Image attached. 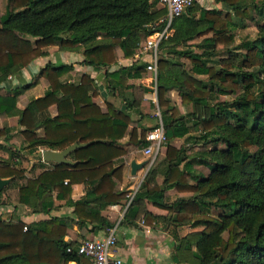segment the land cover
I'll return each mask as SVG.
<instances>
[{"label": "trees", "instance_id": "1", "mask_svg": "<svg viewBox=\"0 0 264 264\" xmlns=\"http://www.w3.org/2000/svg\"><path fill=\"white\" fill-rule=\"evenodd\" d=\"M215 1L226 3L231 12L206 9L195 1L172 19L171 34L158 45L180 58L162 53L157 61L156 96L165 151L152 162L124 220L132 225L137 220L149 225L183 223L194 229L177 235L174 262L264 264V22L257 26L254 39L237 46L243 49L239 62L212 64V57L234 42L232 14L253 20L255 11L262 18L264 0ZM166 14L167 9L154 0H9L0 13V75L20 74L57 45L59 50H79L83 64L103 69L107 91L122 94L134 88L129 79L151 73L144 62L110 67L119 58H131L142 35L165 25L161 19ZM72 69L70 64L47 62L38 77L48 82V88L22 109L17 107L18 86L0 91V115L17 117L16 125L0 128V136L8 142L18 128L23 137L17 151L3 146L7 156L0 154V178H11L0 190V204H10L16 213L26 207L43 216L36 221L23 213L16 214V220L0 216V264L88 263L74 246L67 251L68 228L72 222L79 228L90 224L96 234L112 227L101 211L127 199L128 190L120 188L123 158L148 144L146 128L129 129L128 108L137 107L136 98L132 103L125 99L126 110L105 102L103 111L94 101L97 90L87 88L93 82L89 75L64 79ZM256 83L260 85L253 90ZM171 88L177 89L181 104L193 106L192 111L180 114L171 105L166 97ZM240 89L231 100L220 99ZM52 106L56 113L45 115ZM125 136L128 139L121 142ZM183 137L212 147L188 153L184 144L174 143ZM73 143L82 145L68 154L69 162L45 167L40 161L41 170L26 176L25 158L39 157L40 149L61 151ZM196 163L209 169L206 177L193 171ZM159 175L161 184L156 181ZM74 184L84 186L76 200L71 197ZM8 189H15L13 201L1 199ZM147 202L165 213L149 211ZM59 205L72 207L75 218L50 215ZM210 207L222 213L213 216Z\"/></svg>", "mask_w": 264, "mask_h": 264}, {"label": "crops", "instance_id": "2", "mask_svg": "<svg viewBox=\"0 0 264 264\" xmlns=\"http://www.w3.org/2000/svg\"><path fill=\"white\" fill-rule=\"evenodd\" d=\"M196 1L199 3L201 0H196ZM204 8L211 9L213 7H208V8L204 7ZM214 8L221 9L223 12H225L226 10L228 11L225 4H222V5L220 4L218 7L216 6ZM195 41L196 40H193L191 42H195ZM47 51H48V54L45 57L44 56L38 57L34 59L33 61H31L26 67L21 69V72L19 75H21V77L25 81H27V83L29 79L32 76H34V74L36 73L35 72L36 69H39L38 65H41L43 59H47L48 62H51L54 64H57V62L60 60L61 63L70 64L73 67V69L68 74L69 76L68 75L65 76L64 79L75 81V80H78L82 74H87L93 79V83H89L87 85V88L89 89L90 92H92L94 89L97 90V96L95 97L94 101L101 107L103 111L106 110L105 102L112 103L117 109L126 110L127 105H126L125 99H127V101L132 103V101H134V98H136L137 107L132 106L128 108V111L130 112V115H131V122L129 125V129H131L132 127H136L140 129L143 127V128H146L148 131L150 130V128L155 123L156 118H157V116L156 117L154 116L153 108H151L150 104L153 101H154V104L158 103L157 96H156V90L153 89L150 75L144 74L141 77L129 79L128 84L133 85L134 88L126 89L123 91L122 94H118V93L113 94V93L108 92L104 86L103 69H96L93 66L83 64L84 58L80 52H77L74 50H71V51L70 50H59L57 45L50 46L47 49ZM133 62L141 63L143 61L141 59L136 60L135 54H134L131 58H128V59L119 58L117 61V64L111 66L109 70H115L119 66H128L132 64ZM118 64H121V65H118ZM41 78L42 77H38V82ZM21 81L22 79H20V82ZM4 82H5V87H7L5 88L6 90L11 87L19 86V84H14L12 81H10V79H5ZM45 82L48 85V82L46 80ZM35 85L36 83L32 84L31 87L29 86L27 89H24L19 94L18 101H17L18 108L20 109L24 108V106L29 102L30 100L29 95H31L29 94V90H32L35 87ZM47 88L48 87L45 86L44 91ZM143 88H147V89L143 90ZM131 90H133V92ZM175 92L178 94L177 89L171 88L166 93V97L169 98L171 103L173 101V96ZM41 95H38L37 97ZM34 98H36V96ZM49 112H50V115H54L56 113L55 106L50 107ZM4 116L5 115H0V120L6 119L8 122L7 126L16 125V122H15L17 120L16 116H13V117L5 116V118ZM159 119H161V114L159 116ZM17 131H18V128L14 130V133ZM127 139H128V136H125L120 141L125 142ZM176 141L174 142L175 144H176ZM12 142H16V140H14L13 138L10 141V143ZM139 151H141L140 148L131 150L127 154V156L123 158L125 162V168L123 172V181L120 184V188L127 189L128 191H130L128 193H132L134 191L136 193V191L139 188L137 186L138 182L139 181L142 182L144 175H145L144 172L148 171V168L145 164L142 168L137 169L134 174L131 172L130 162L132 160H135V162L137 163H140L143 161H145V163L147 162L148 158L146 156H141L139 154ZM164 151L165 149L164 150L160 149L159 151L160 157H163ZM30 158L32 159V161H36L34 160V157H30ZM40 161L44 162L43 160H40ZM31 163H34V162H31ZM51 163L44 162V166L45 167L49 166ZM194 167L195 166L193 165V171L197 173ZM36 168L38 169L40 167L36 166ZM40 170L41 168L39 169V171ZM39 171H37L36 173H38ZM156 181L158 184H161L163 181L162 175L157 176ZM83 194H84V186L82 184H74L72 186L71 197L74 200L80 198ZM126 202H127V199L123 200L120 203L111 204L101 211V213L107 218V220L111 222L112 224L111 228L116 226L117 242L113 249L114 258L120 259L121 264H172V263H167L168 259L166 258L170 256L171 250L176 243V240H177L176 232L174 230H171L168 232L163 231L162 223H154L152 225L151 224L149 225V224H146L143 220H137L136 224L132 225L128 221L124 220V215L126 212L124 211V208H125ZM147 209L155 214L163 215L165 213L163 209L157 208L149 202H147ZM72 210H73L72 207H69L66 205H59L50 212V215L75 218V216L72 214ZM122 211H124L123 215H121ZM29 212L30 211L28 208L20 207L16 214H20V213L26 214L24 216L29 221H36L43 217L42 214L40 213H29ZM89 228H90V224H88L87 227L79 228L78 225L75 224V222H72L70 227L68 228L65 239L68 240L71 245H74V244H78V242L86 238L104 237L107 234L108 230L110 229L108 228L107 231H99L98 233L94 234L89 230Z\"/></svg>", "mask_w": 264, "mask_h": 264}, {"label": "rangeland", "instance_id": "3", "mask_svg": "<svg viewBox=\"0 0 264 264\" xmlns=\"http://www.w3.org/2000/svg\"><path fill=\"white\" fill-rule=\"evenodd\" d=\"M246 1L247 2H250L252 0H246ZM254 1H257V0H254ZM198 4L200 6H202V7H207V8L208 7H213L214 8L216 6L218 7L220 4L221 5L222 4H225V6L228 9V11L227 10L226 11L227 12H231L230 11V7L226 3H217L215 0H201ZM8 6H9V0H0V13L1 14L4 13ZM232 15H233L232 16V20L234 22V26L231 27L230 32L233 34L234 42H233V44L229 45V49H226V50H224L222 52L216 53L212 57V60H214V62L212 64H218L221 61H225V60L226 61L239 62V60L241 59L242 53H243V49H241V48H239L237 46L241 42H245L247 40L254 39L256 37V34H257V29H258L257 26L259 24H262L264 22V17L260 18L259 15L255 11H252V15L254 17L253 20L246 19V18L240 19L237 16H235L234 14H232ZM145 37H146L145 35H142L141 36V39L139 41L138 46L136 47L135 52H137L139 50V46H140V44L143 43V40L145 39ZM197 42H198V40H196L195 42H192V43L194 44V43H197ZM193 49L197 50L196 47H193ZM77 52H79V50ZM162 53H163V56L175 57L176 59L179 58V56H175L173 54L165 53L164 51L162 52L159 49V56ZM181 60H183V59H181ZM47 62H48L47 59H43L41 65H38V68L40 69ZM184 62H187V60H185ZM57 63L59 64V63H61V61L59 60ZM118 65H121V64H118ZM187 65H189L188 62H187ZM39 69H36V71H35L36 73L34 74V76H32L29 79L28 83L19 74H11V75H6V76L0 75V83L3 82L0 85V91L2 90L1 92H7V90L5 89L7 87H5V82L4 81H5V79H10V81H12L14 84H19V86H18L19 87V90L17 92V101H18L19 94L24 89H27V88H23V85L24 84L25 85L26 84H29V85L31 84L32 85V84L36 83L35 87L32 90H29V94H31V95H29V99H32L35 96L37 97L38 95H41L44 92V87L45 86L48 87V85H47V83L45 82V80L43 78H41L39 80V82H38V71H39ZM201 78L205 79L206 77L205 76H202ZM20 79H22L21 82H20ZM20 83H21V85H20ZM259 85H260L259 83L254 84L253 85L254 87H252L253 90L254 89L256 90ZM240 92H241V89L238 90V91H236L235 94L234 93H230V94H226V95H220V99H222V100H231L232 98L235 97L236 94H238ZM157 104L158 103H155L154 104V101L150 104L151 108H153L154 116L155 117L157 116L156 121L152 125L151 129L153 127H155V125H157V123H159V116H160V111L161 110L159 109V107H158ZM171 105L177 107V109L179 110L180 114H184L186 112H190V111L193 110V106L191 104L183 105V104L180 103L179 95L176 92L174 93L173 101H172ZM47 114H50V112L49 111L46 112L45 115H47ZM7 117H13V116H7ZM4 118H5V116H4ZM7 123L8 122H7L6 119H1L0 120V126H1L0 128L6 127L7 126ZM193 131L194 130H191V134H197L196 132H193ZM13 133H14V131L12 133H10L11 138H10V140H8V142L5 141V139H4L5 136L4 135L0 136V144L2 146V148H0V154H2L3 156H7V152L5 151V148L3 146H8V148H7L8 150H12V151L15 150V151H17L23 145V137L21 136V134L18 131L15 132L14 134ZM13 138H14V140H16V142L10 143V141ZM165 144H166L165 141H163V143H162V146L163 147L161 146V148H160L161 150L162 149L163 150L165 149ZM176 144L177 145L184 144L186 146V148H188V151H187L188 153H191V152H194V151H198V150H206V149L212 147V144L211 143H209V144L208 143H206V144L205 143H199V142L198 143H195V142H193V140H189V139L186 140L184 137L183 138H180L179 140H177L176 141ZM218 147L219 148H223L224 145L223 144H218ZM143 148H145V146ZM143 148H140L141 151H139V154L141 156H146V155H144L142 153V149ZM19 153H21V152L19 151ZM40 156L41 155H40V152H39V157L37 156L36 159L34 158V160H36V161H32V159L30 158L31 156H28L27 158H25V160H24V166L26 167L25 168L26 176L35 175L36 172L39 171L40 168H42V166L39 165V164H42V163H40V160H42V157H40ZM156 156H157V154H156ZM147 158L148 159H147V162L145 164H146L147 168L149 169L151 165L148 166V162H150L152 156H151V158H149V157H147ZM14 161H16L15 158H14ZM31 162H34V163H31ZM35 166L40 167V168L37 169ZM194 166H195L194 167L195 168V171L197 172L198 175H202L203 177H206L209 174V169L205 165L196 163V164H194ZM146 173L147 172L145 171L144 174H146ZM140 183H141L140 181L138 182V184L136 182V184H137L138 187H139ZM128 192H130V191H128ZM12 193H15V189H8L7 191H5L4 195L1 196V199H9V200H12L13 201L15 196H12ZM10 203H12V202H10ZM208 211H209V214H211L213 216H217L220 213H222V210L220 208H215V207H210V209ZM123 214H124V212L122 211L121 215H123ZM24 215H26V214H24ZM0 216L3 217L6 220H16V216L17 215H16V212L14 211L13 206H11L10 204H0ZM171 230H174L179 237L180 236L182 237L185 234H187L188 232L193 231L194 229H192L188 224H183V223L167 224V223H164L163 222V231L168 232V231H171ZM223 236L225 237L226 236V233H224ZM176 243H177V241H176ZM176 243H175V245H176ZM75 245H77V244H74V245H71V246H74L75 247ZM175 245H174V247L171 250L170 256H168L166 258V259H168V262L167 263H172V264H189L186 260H183V259L181 260V262H174L172 260V257L171 256H172V254H173V252L175 250ZM192 248L194 249L195 246L193 245ZM69 264H74V263L73 262H70Z\"/></svg>", "mask_w": 264, "mask_h": 264}, {"label": "built area", "instance_id": "4", "mask_svg": "<svg viewBox=\"0 0 264 264\" xmlns=\"http://www.w3.org/2000/svg\"><path fill=\"white\" fill-rule=\"evenodd\" d=\"M159 5L167 9V14L162 17L165 25L158 27L152 34L145 37L140 44L139 50L135 52L136 60L141 59L145 63L146 71L151 73L153 89L156 90L157 61L159 56L158 45L161 40L171 34L170 24L174 17L180 16L187 8L194 4L196 0H154ZM148 144L142 149L143 153L151 158L148 166L151 165L156 154L160 151L163 141H165V130L161 119L159 123L150 129L145 136ZM43 149L40 150V155ZM15 160H17L15 158ZM134 192L127 194V202L124 211L128 208L134 196ZM123 211V212H124ZM26 229V227H24ZM116 226L110 228L107 234L101 238H86L75 245L76 253L88 260L86 264H121V260L114 258L113 249L116 245ZM73 246H69L67 251H71Z\"/></svg>", "mask_w": 264, "mask_h": 264}, {"label": "water", "instance_id": "5", "mask_svg": "<svg viewBox=\"0 0 264 264\" xmlns=\"http://www.w3.org/2000/svg\"><path fill=\"white\" fill-rule=\"evenodd\" d=\"M159 29V28H157ZM82 144L78 143H73L72 145L68 146L67 148L61 150V151H56V150H50V149H44L41 152V157L44 162L48 163H64V162H69L68 154L79 147ZM145 165V161L137 163L135 160H132L130 162V168L131 172L134 174L137 169L142 168ZM11 178H0V190L7 184L9 183Z\"/></svg>", "mask_w": 264, "mask_h": 264}]
</instances>
